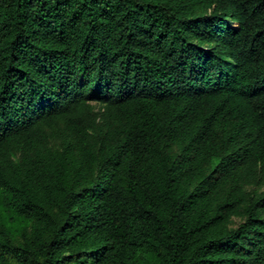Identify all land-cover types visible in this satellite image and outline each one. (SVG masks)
Instances as JSON below:
<instances>
[{
	"label": "trees",
	"instance_id": "obj_1",
	"mask_svg": "<svg viewBox=\"0 0 264 264\" xmlns=\"http://www.w3.org/2000/svg\"><path fill=\"white\" fill-rule=\"evenodd\" d=\"M263 187L264 0H0V264H264Z\"/></svg>",
	"mask_w": 264,
	"mask_h": 264
},
{
	"label": "rangeland",
	"instance_id": "obj_2",
	"mask_svg": "<svg viewBox=\"0 0 264 264\" xmlns=\"http://www.w3.org/2000/svg\"><path fill=\"white\" fill-rule=\"evenodd\" d=\"M251 191H254V190H256V189H254V188H249ZM259 191H264V187L261 189V190H259ZM240 224V220L239 219H235V222L233 223V226L234 227H237L238 225ZM0 229H2V230H7L8 232H10L11 231V229H12V224H11V222H9V220H8V218H7V215L0 209ZM16 241L17 242H19L18 241V239H19V236H16Z\"/></svg>",
	"mask_w": 264,
	"mask_h": 264
}]
</instances>
